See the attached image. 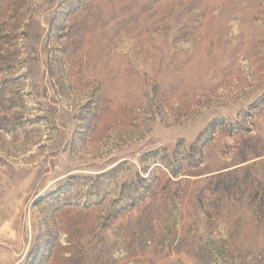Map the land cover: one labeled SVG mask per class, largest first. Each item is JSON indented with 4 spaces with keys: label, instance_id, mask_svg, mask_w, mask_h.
Returning <instances> with one entry per match:
<instances>
[{
    "label": "rangeland",
    "instance_id": "1",
    "mask_svg": "<svg viewBox=\"0 0 264 264\" xmlns=\"http://www.w3.org/2000/svg\"><path fill=\"white\" fill-rule=\"evenodd\" d=\"M0 264H264V0H0Z\"/></svg>",
    "mask_w": 264,
    "mask_h": 264
}]
</instances>
